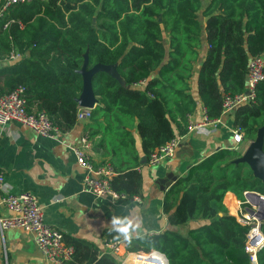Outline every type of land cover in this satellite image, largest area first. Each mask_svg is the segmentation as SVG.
Instances as JSON below:
<instances>
[{"label":"trees","instance_id":"1","mask_svg":"<svg viewBox=\"0 0 264 264\" xmlns=\"http://www.w3.org/2000/svg\"><path fill=\"white\" fill-rule=\"evenodd\" d=\"M12 51L20 55L0 68V91L24 85L29 108L45 110L62 131L78 120L83 66L116 65L118 74H93L99 102L91 111L89 136L106 122V133L115 143L125 128V138L112 146L109 161L117 171L112 186L131 197L139 195L143 177L130 130H138L147 157L186 133L197 107L190 79L198 66L205 114L210 120L220 118L225 95L246 90L249 61L264 53V0L10 3L0 16V60L9 59ZM142 82L146 84L140 86ZM233 115L243 140L256 139L264 126V80L255 86V100L238 105ZM243 153L223 148L191 166L165 194L169 226L134 237L129 250L160 249L170 264H253L246 248L251 225L232 213L233 204L241 199L249 205L245 190L264 193V179L247 163L236 162ZM200 217L206 221L187 233L174 229ZM261 229L264 233V222ZM67 240L76 248L81 242ZM257 258L264 264V246ZM93 259L94 264H121L113 252Z\"/></svg>","mask_w":264,"mask_h":264},{"label":"crops","instance_id":"2","mask_svg":"<svg viewBox=\"0 0 264 264\" xmlns=\"http://www.w3.org/2000/svg\"><path fill=\"white\" fill-rule=\"evenodd\" d=\"M3 1L0 0V11L3 10ZM11 59L0 60V68ZM110 69L118 74L116 65L111 64ZM198 74L199 66L190 79V91L197 101L195 111L189 115V120L194 123L204 120V105L198 92ZM145 84L142 82L140 86ZM233 113L234 110L223 112L218 119L206 122L199 128L188 129L180 135L183 141L176 153L155 164L147 162L141 136L136 128L131 129L139 154L138 170L143 182L138 198L128 196L119 199L109 195L95 196L84 189L86 169L78 163L73 146L79 144L83 136H89L93 129L90 127L91 117L78 118L74 127L62 131L57 138L42 135L18 121L6 125L0 123V172L5 176L4 186L0 188V213L12 214L2 202V197L7 192L32 191L38 197L45 220L62 229L66 241L72 237L81 240L78 248L75 247L72 264H94L95 256L113 252L106 246V242L119 239L108 227L114 215L124 216L129 210L133 211V215H136L134 220L141 224L134 237L166 229L169 223L164 210V197L169 188L165 183L170 176L185 175L190 165L193 166L218 150L241 149L245 145V140L237 143L234 139ZM106 124L104 122L98 128L97 134L91 138L89 136L91 147L87 152L95 163L110 162L113 157L112 146L125 138L124 128L113 143L112 135L106 133ZM237 204H233L235 211ZM194 226L196 225L180 224L174 226V229L187 233ZM128 252L132 251L126 241L121 251L113 253L121 258L122 264ZM127 261L130 263L131 258ZM0 264L47 263L34 234L22 227H11L0 232Z\"/></svg>","mask_w":264,"mask_h":264},{"label":"built area","instance_id":"3","mask_svg":"<svg viewBox=\"0 0 264 264\" xmlns=\"http://www.w3.org/2000/svg\"><path fill=\"white\" fill-rule=\"evenodd\" d=\"M23 1L26 0H5L2 8L4 9L10 3ZM2 11H0V16ZM12 21V19L4 21L3 27L8 28ZM19 55V52L12 51L9 58H16ZM260 80H264V53L251 57L248 66L246 90L237 94H226L223 101V112L232 111L244 102L254 101L255 86ZM92 108L90 106H79L78 118L90 117ZM12 121L26 124L36 132L52 138H57L62 133L61 128L45 110L29 108L24 85H19L8 92L0 91V123L6 125ZM209 121L212 120L207 118L204 108V120L199 123L189 121L188 129L199 128ZM234 139L237 143L243 140V133L239 128L234 129ZM180 142V136L170 139L153 151L147 162L155 164L165 157L174 155ZM90 147L91 141L88 136H83L81 142L73 146L78 163L86 169L83 180L84 189L95 196L109 195L115 199L128 197L126 193L119 192L112 186L114 176L117 174L114 166L110 162L95 163L91 160L87 152ZM4 183V173L0 172V188L4 186ZM248 191L245 190L244 194ZM262 196L264 197V194ZM134 197L138 198L139 196L134 195ZM237 200L238 207L234 214L240 221L251 225L246 248L251 255L252 263L258 264L257 251L264 246V233L261 229V224L264 221L258 216L251 214L246 206L242 208L241 204L243 201L241 199ZM2 202L12 211V214L3 215L0 213L1 233L11 227H22L34 234L35 241L44 254L47 264H71L76 251L75 246L65 240V234L62 229L45 220L43 209L35 193L28 190L17 193L7 192L3 195ZM252 206L264 214L263 207ZM125 245L126 241L122 238L110 239L106 242V246L115 253L121 251V248ZM129 257L131 258L130 263L127 261ZM122 264H170V262L164 251L151 248L149 250L140 249L126 253Z\"/></svg>","mask_w":264,"mask_h":264},{"label":"water","instance_id":"4","mask_svg":"<svg viewBox=\"0 0 264 264\" xmlns=\"http://www.w3.org/2000/svg\"><path fill=\"white\" fill-rule=\"evenodd\" d=\"M115 65V64H114ZM111 64H103V63H96L90 69L86 68V64L81 69L83 73V91L78 98V102L82 106H90L95 107L98 103V97L93 90L92 85V77L93 74L99 70H106L108 72H112L110 69ZM237 107L234 108V110ZM183 140H181L182 143ZM245 162L247 163L250 168L254 171V174L264 179V126L260 128L256 139L252 140L249 144L245 152L236 159V162ZM192 166V165H190ZM179 178V175L175 174L170 176L169 180L165 183L167 189ZM259 191L249 190L246 194H244V198L250 205L247 206V210L255 215L258 216L261 220L264 221V214L253 208L252 205L255 207H263L264 209V197Z\"/></svg>","mask_w":264,"mask_h":264},{"label":"clouds","instance_id":"5","mask_svg":"<svg viewBox=\"0 0 264 264\" xmlns=\"http://www.w3.org/2000/svg\"><path fill=\"white\" fill-rule=\"evenodd\" d=\"M135 216L132 210L124 216L114 215L108 224L109 230L114 232L117 238L130 241L141 228V224L134 220Z\"/></svg>","mask_w":264,"mask_h":264},{"label":"rangeland","instance_id":"6","mask_svg":"<svg viewBox=\"0 0 264 264\" xmlns=\"http://www.w3.org/2000/svg\"><path fill=\"white\" fill-rule=\"evenodd\" d=\"M243 143V142H242ZM241 143V144H242ZM251 142H245V145L241 148V150H243L245 152V150L247 149V147L249 146ZM246 205H242V208H245ZM206 221L203 217L197 218V219H192L190 221H188V223L184 224V225H189V224H194V225H198L202 222ZM183 226V225H181ZM182 232V231H181Z\"/></svg>","mask_w":264,"mask_h":264}]
</instances>
